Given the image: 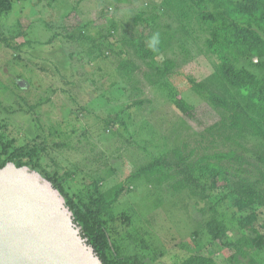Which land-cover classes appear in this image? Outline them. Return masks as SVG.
I'll list each match as a JSON object with an SVG mask.
<instances>
[{
  "label": "rangeland",
  "instance_id": "1",
  "mask_svg": "<svg viewBox=\"0 0 264 264\" xmlns=\"http://www.w3.org/2000/svg\"><path fill=\"white\" fill-rule=\"evenodd\" d=\"M15 1L0 16V37L8 41L0 39V149L3 143L8 146L1 160L15 163L11 155L28 147L35 151L33 160L39 167L24 166L45 178L58 173L60 180H67L63 185L71 193L93 181L101 192L125 183L126 191L113 206L117 217L111 226L121 240L127 239V229L144 239L150 264H181L197 253L213 257L216 264L248 263L235 250L209 241L202 221L197 222L204 201L197 199V212L191 210L182 194L150 175L129 183L155 156L173 149L185 155L229 149L221 143L214 147L210 141L215 122L229 117L231 110L216 108L206 91L191 85L190 77L212 89L228 86L237 92L219 72L223 57L236 69L262 77L264 71L254 63L264 61V56L254 57L240 44L225 53L207 45V37L218 29L222 17L226 23L233 20L220 4L204 0ZM206 12L212 19L203 15ZM235 19L247 25L242 17ZM258 22L252 25L264 40V22ZM232 28L226 36L234 39ZM165 31L167 37L174 33L173 40L167 44L165 40L164 51L156 58L143 61L128 45L134 41L146 44ZM82 34L89 38H79ZM125 59L136 66L123 71L119 65ZM112 81L117 82L115 86L110 85ZM175 95L192 106L194 116L176 107ZM243 125L241 132L228 130L218 139L228 135L233 140L230 147L246 160L236 167H242L243 176L258 181L264 192V162L257 157L264 155V139L254 135L247 120ZM18 157L23 162L30 159ZM150 181L163 189L162 194L159 189L151 192L154 188L149 184H155ZM221 193L211 196L212 200ZM227 194L220 209L234 208L238 196ZM124 210L131 218L123 217ZM252 211L258 213L256 227H262L264 206L255 203L237 212L245 216ZM238 234L233 226L230 235L236 239ZM141 248L131 245L127 250ZM260 254L256 256L264 264V248ZM230 256L239 261L231 262Z\"/></svg>",
  "mask_w": 264,
  "mask_h": 264
},
{
  "label": "trees",
  "instance_id": "2",
  "mask_svg": "<svg viewBox=\"0 0 264 264\" xmlns=\"http://www.w3.org/2000/svg\"><path fill=\"white\" fill-rule=\"evenodd\" d=\"M14 1L0 0V16L4 11H9L13 8ZM204 3H211L215 6L220 4L224 14L229 16V19H233L231 23L223 22L225 21L223 17L222 20H219L221 24L218 29L216 30L215 28L211 37L206 39L209 47L225 53L233 46L240 44L245 46L247 52L253 53L254 57L262 58L264 56V40L252 25L259 20L264 22V0H204ZM199 4L205 6L204 4ZM69 15L67 16L69 17ZM203 15L207 19H212L213 17L209 12ZM238 16L245 19L246 26H241L236 21L235 18ZM138 18L141 17L138 16ZM236 22L237 24L235 25ZM113 25L116 28V23ZM72 26L75 27L76 25L73 24ZM230 26L233 27L232 31L236 35L234 39L226 36ZM166 32H161L163 33L162 36H152L150 42L146 44L134 41L128 43V45L131 44L129 47L133 48L136 56L143 61L156 58L164 51L163 46L173 40L174 33L169 32L171 36L167 37L165 36ZM223 36L224 39H221ZM71 37L74 38V35H71ZM79 38L87 39L89 37L82 34ZM0 39L8 42L7 39L2 37ZM165 40L168 41L166 44ZM123 52L127 51L123 50ZM103 56L107 58L106 55ZM223 60V65L219 72L231 86L237 89V92L229 90L228 86L224 90L215 87L212 89L209 84L199 82L193 77H190V82L196 90L206 91L208 99L216 108L224 111L231 110L229 117L215 122L212 127L214 129L212 137H214L210 141V143L215 145L214 147L221 143L224 146L228 145L229 149L215 153H190L187 155L180 149H173L160 157L155 156L148 164L140 168L136 175L134 174L130 177L129 183H132L135 179L137 180L140 176L150 175L155 181L168 184L170 189L175 190L177 194H182L184 202L191 205V210L197 212L196 206H199L197 199L204 201L202 207L198 208L201 216L199 221H196L199 223L202 221L201 225H204L207 229L206 234L209 237V241L219 242L221 245L235 250L236 256L241 254L248 259V263L245 261V264H262L258 261L256 255H261L260 250L264 248V232H261L260 229L264 228V224L260 228L256 227V222L258 221V213L256 211H252L245 216L244 214L238 216L237 211H243L252 207L255 203L264 206V192L260 189L258 181H252L249 177L243 176L242 167H236V164L246 160L239 155L236 149L230 147V143L233 140L228 135H225L226 137L223 139L218 138H221L219 136L226 134L225 132L228 130L241 132L244 129L243 121L247 120L252 124L254 135H259L264 139V75L260 77L249 70L241 71L236 69L235 66L230 65V61L226 56L223 57ZM134 63L129 59H125L119 67L125 71L130 65L132 67L136 66ZM166 63L168 67L171 66V62ZM254 65L264 71V61L261 60L259 63H254ZM116 83V81H112L110 85L115 86ZM173 103L184 114L194 116L192 106L183 97L179 95L173 96ZM105 125H107V122ZM7 147L3 143L0 155L5 152L3 149H7ZM33 155H35V151L32 152L30 148L24 147L11 156L17 166L32 165L33 167H39L34 162ZM18 156H26L30 159L23 162ZM263 156L262 154H257L258 159L262 162H264ZM213 158L216 160L213 161ZM31 160H33L32 163ZM224 160L228 161V163L224 162ZM6 162L0 158V167L6 165ZM46 176L67 197V205L73 212L74 221L81 228L82 236L94 247L103 264H150L148 253L145 251L147 247H145L146 244L144 245V239L136 238L134 234H131L130 229H127V239L123 238L121 240L118 236V230L111 226V222L117 217V214L113 211V206L126 191L125 183H120L106 192H101L99 191V184L93 181L83 189L71 193L64 186L67 180H60L58 173L47 174ZM149 186L154 188L151 191L152 193L159 189V193L162 194L163 189L156 187V184H149ZM91 187H93V190ZM227 191L236 193L238 198L233 209L230 208L231 206L220 209L219 205H221L223 197L228 195ZM219 192L222 193L217 200H212L211 196L218 195ZM230 209L232 210L230 211ZM125 211L123 217L131 218ZM125 219L127 226H131V221L129 223L128 218ZM233 220L235 225H231ZM233 226H236L239 233L236 239L230 235V230ZM131 245L136 247L141 245L142 248L130 252L127 247L129 248ZM230 259L231 262L237 260L233 256H230ZM181 264L216 263L213 257L197 253L186 257Z\"/></svg>",
  "mask_w": 264,
  "mask_h": 264
},
{
  "label": "water",
  "instance_id": "3",
  "mask_svg": "<svg viewBox=\"0 0 264 264\" xmlns=\"http://www.w3.org/2000/svg\"><path fill=\"white\" fill-rule=\"evenodd\" d=\"M0 264H103L61 191L29 166L0 167Z\"/></svg>",
  "mask_w": 264,
  "mask_h": 264
}]
</instances>
